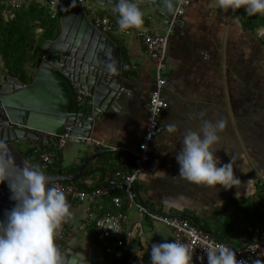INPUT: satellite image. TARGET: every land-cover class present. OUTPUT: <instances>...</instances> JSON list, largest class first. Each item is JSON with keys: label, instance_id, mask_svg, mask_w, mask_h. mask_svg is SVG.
Segmentation results:
<instances>
[{"label": "crops", "instance_id": "1", "mask_svg": "<svg viewBox=\"0 0 264 264\" xmlns=\"http://www.w3.org/2000/svg\"><path fill=\"white\" fill-rule=\"evenodd\" d=\"M67 4L68 0L62 5L63 11ZM139 5L145 13L144 27L163 33L167 23L157 15L153 3ZM102 9L106 14L113 11L112 7ZM263 31L264 26H245L240 12L224 10L218 0H190L182 24L168 39L166 84L161 92L168 106L160 114V128L150 144L151 158L136 181L151 208L189 218L215 238L235 246L248 244L249 226L264 217ZM39 32H43L41 28ZM111 34L127 59L125 102L103 119H96L87 150H80V143L71 140L62 146L63 173H75L68 169H78L92 151L104 147L130 151L143 137L149 97L156 85L154 62L136 35L118 31ZM201 112L204 119L227 120L214 151L221 163L232 158L234 174L240 179L236 186L226 189L197 185L178 175L176 155L183 135L186 129H200ZM169 124L176 128L169 130ZM32 164L40 165L35 160ZM116 169L128 170L126 152L95 157L86 169L91 172L76 182L86 188L98 186ZM121 195L122 210L127 214L124 228L134 230L132 243L138 244L135 264H151V242L175 240L176 234L166 224L148 219L135 207L129 208L126 195ZM67 201L74 215L65 221L68 233L63 244L89 253L102 264H119L120 247L103 245L94 236L92 223L85 221L87 203L73 197ZM103 206L104 210L116 211L110 196L104 199ZM140 253H144L143 257L137 255Z\"/></svg>", "mask_w": 264, "mask_h": 264}, {"label": "water", "instance_id": "2", "mask_svg": "<svg viewBox=\"0 0 264 264\" xmlns=\"http://www.w3.org/2000/svg\"><path fill=\"white\" fill-rule=\"evenodd\" d=\"M86 1L101 8L114 7V0ZM142 2L153 3L157 15L168 23L178 0H139V4ZM60 21L59 33L41 41L29 81L10 75L5 69L1 71L0 140L6 142L18 163L28 165H32L29 156L39 162L38 152L54 149L57 171H44L49 184L80 180L95 157L110 152H126L128 171L132 172V155L124 147L92 151L75 173L62 172V147L57 135L72 125L70 140L80 143V150H87L86 143L92 137L96 119H103L111 109L116 110L125 102L129 73L120 45L111 33L94 26L88 8L79 0L68 1ZM80 87L89 97L74 101L76 89ZM134 189L143 204L151 209L142 198L137 182ZM11 196L6 180L0 184V220H5L6 210L16 204ZM66 199H72L71 195H66ZM59 249L62 264H102L69 244H59Z\"/></svg>", "mask_w": 264, "mask_h": 264}, {"label": "clouds", "instance_id": "3", "mask_svg": "<svg viewBox=\"0 0 264 264\" xmlns=\"http://www.w3.org/2000/svg\"><path fill=\"white\" fill-rule=\"evenodd\" d=\"M224 10L244 8L248 15H264V0H218ZM113 12L119 30L141 29L144 10L139 0H114ZM199 130L186 129L182 145L176 155L179 176L197 185L223 188L236 186L240 179L234 174L231 161L221 163L214 151L227 120L204 119L201 112ZM169 130L175 124L167 125ZM9 181L14 207L6 210L0 220V264H62L56 240L62 224L74 213L63 190L49 184L46 173L39 165L18 163L0 140V184ZM208 264H248L238 259L236 250L222 243L205 248ZM143 257L144 253L137 254ZM151 264H193V249L178 240L151 242Z\"/></svg>", "mask_w": 264, "mask_h": 264}, {"label": "built area", "instance_id": "4", "mask_svg": "<svg viewBox=\"0 0 264 264\" xmlns=\"http://www.w3.org/2000/svg\"><path fill=\"white\" fill-rule=\"evenodd\" d=\"M5 1L14 9L29 6L33 2L43 3L47 6L50 17L58 15L60 7L66 0H0ZM69 1V0H68ZM82 6H86L90 12V17L95 27L103 32L118 31L124 35H136L144 45L145 51L153 60L156 70V85L151 91L148 102V115L146 119L143 137L131 149L132 172L124 169H116L108 176L106 181L98 186L85 188L72 181H60L51 185L63 190L66 195L84 201L87 206L84 211V219L92 223L94 236L103 245L112 249L128 246L134 238L133 229H125L124 222L127 214L122 210L123 199L121 192L126 195V204L129 208L135 207L142 215L147 216L152 221H159L170 227L176 234L175 240L187 244L193 249V264H208L207 251L205 248L218 247L225 243L236 250L238 259H245L248 264H263L264 261V217L249 226L251 238L248 244L235 246L222 239L212 236L207 230L193 223L189 218L175 216L160 209L148 208L138 197L134 189V183L139 174L145 170L147 161L151 158L152 151L150 144L159 131V117L163 109L168 106V102L162 96V88L166 84L164 70L166 67L168 53V39L177 25L182 24V17L189 5L190 0H178L176 8L166 29L163 33L151 32L142 26L141 29H131L127 32L119 30L118 24L109 16L102 14L99 6L95 3L79 0ZM9 17L12 13L8 14ZM89 94L83 88H77L75 99L78 102L88 99ZM72 125H67L64 130L57 135L60 146H64L72 136ZM40 167L43 171L54 167L56 163L55 152L52 150H41L38 152ZM111 199L116 211L104 210L103 202L106 197ZM99 210V211H98ZM68 233L66 222L62 224L60 235L57 238L58 244H63Z\"/></svg>", "mask_w": 264, "mask_h": 264}, {"label": "trees", "instance_id": "5", "mask_svg": "<svg viewBox=\"0 0 264 264\" xmlns=\"http://www.w3.org/2000/svg\"><path fill=\"white\" fill-rule=\"evenodd\" d=\"M63 9L62 6L58 15L52 18L47 6L43 3L33 2L29 6L14 9L7 2L0 1V71L5 69L10 75L23 81H29L34 70L41 41L46 37H55L60 31V16ZM236 10L242 15L245 26H264V15H248L244 8ZM10 13H12L11 17L8 16ZM107 14L117 23L116 13L112 11ZM39 28L43 31L41 34ZM51 150L54 151V149ZM34 155H37V153H34ZM28 159L33 163L30 156ZM57 168L56 161L54 167L48 168L46 171L56 172ZM76 171V167L68 169V172ZM90 172V170H87L85 174ZM82 185L86 186L85 183H82ZM56 244L59 248L57 241ZM120 249L119 264H135V254L138 251L137 242L120 247Z\"/></svg>", "mask_w": 264, "mask_h": 264}, {"label": "rangeland", "instance_id": "6", "mask_svg": "<svg viewBox=\"0 0 264 264\" xmlns=\"http://www.w3.org/2000/svg\"><path fill=\"white\" fill-rule=\"evenodd\" d=\"M98 6H99V5H98ZM99 10H100V12H101L102 14L107 15L105 9H102L100 6H99ZM107 16H108V15H107ZM263 34H264V31L260 33V35H263ZM263 36H264V35H263Z\"/></svg>", "mask_w": 264, "mask_h": 264}]
</instances>
